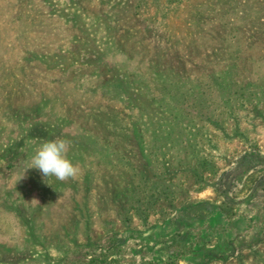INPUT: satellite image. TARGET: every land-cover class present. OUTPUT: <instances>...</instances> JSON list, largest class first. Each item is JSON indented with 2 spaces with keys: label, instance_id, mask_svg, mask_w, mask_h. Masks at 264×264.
<instances>
[{
  "label": "rangeland",
  "instance_id": "1",
  "mask_svg": "<svg viewBox=\"0 0 264 264\" xmlns=\"http://www.w3.org/2000/svg\"><path fill=\"white\" fill-rule=\"evenodd\" d=\"M0 264H264V0H0Z\"/></svg>",
  "mask_w": 264,
  "mask_h": 264
},
{
  "label": "clouds",
  "instance_id": "2",
  "mask_svg": "<svg viewBox=\"0 0 264 264\" xmlns=\"http://www.w3.org/2000/svg\"><path fill=\"white\" fill-rule=\"evenodd\" d=\"M71 141L65 138H55L43 142L31 157L27 169H37L43 177H55L65 181L75 178L78 167L68 158Z\"/></svg>",
  "mask_w": 264,
  "mask_h": 264
}]
</instances>
